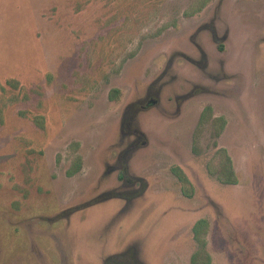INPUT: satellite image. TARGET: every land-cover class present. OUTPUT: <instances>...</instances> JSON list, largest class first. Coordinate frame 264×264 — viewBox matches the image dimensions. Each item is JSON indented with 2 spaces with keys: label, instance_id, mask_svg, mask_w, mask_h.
I'll return each mask as SVG.
<instances>
[{
  "label": "rangeland",
  "instance_id": "374dc122",
  "mask_svg": "<svg viewBox=\"0 0 264 264\" xmlns=\"http://www.w3.org/2000/svg\"><path fill=\"white\" fill-rule=\"evenodd\" d=\"M197 251L264 264V0H0V264Z\"/></svg>",
  "mask_w": 264,
  "mask_h": 264
},
{
  "label": "trees",
  "instance_id": "16d2710c",
  "mask_svg": "<svg viewBox=\"0 0 264 264\" xmlns=\"http://www.w3.org/2000/svg\"><path fill=\"white\" fill-rule=\"evenodd\" d=\"M75 171V170H74ZM74 171H70L68 173V175H72L74 173ZM223 173V172H222ZM181 176V175H180ZM178 176V179H181L182 181H187L184 177H180ZM219 181L223 184H235L236 183V179L234 178V174L232 172V170H230L229 166L227 167V169L224 171V174H222L219 177ZM207 222L205 220H199L193 227L192 229V233H193V238L196 242H198V244H200V247L203 249L205 248V240L204 237L200 238V233L202 232L203 234H205V232L207 231ZM198 251L197 254H193L190 260L191 264H197V257H198ZM205 261L207 264L210 259L208 257V255H205Z\"/></svg>",
  "mask_w": 264,
  "mask_h": 264
},
{
  "label": "crops",
  "instance_id": "0c3cea01",
  "mask_svg": "<svg viewBox=\"0 0 264 264\" xmlns=\"http://www.w3.org/2000/svg\"><path fill=\"white\" fill-rule=\"evenodd\" d=\"M233 166V165H232ZM233 169V168H232ZM234 174H235V172H234ZM235 178V177H234ZM237 179H239V178H236V183L235 184H223V183H221V182H219V183H217V185L219 186V187H223V188H225V189H227V188H229V189H232L233 190V192L234 193H236L237 195H241V194H243L245 191H241L240 189H239V187H240V184H239V182H237ZM251 179V178H250ZM211 197H212V199L214 200V201H216L215 203H217L218 205H220L221 207H225L221 202H219L220 200H218L217 198H215V197H213L212 196V194H211ZM242 197V196H241ZM224 211L227 213V216H229L230 217V215H228V212L226 211V209L224 208ZM197 219V218H196ZM198 219H202V218H198ZM197 219V220H198ZM197 222V221H196ZM196 222H194V224L196 223ZM208 222V221H207ZM194 224L192 225V227H191V231H192V229H193V227H194ZM209 224V223H208ZM236 224V223H235ZM238 227H239V229L238 230H240V226L238 225V224H236ZM191 236H192V239H194L193 238V233L191 232ZM209 244L207 243V250L209 251ZM177 253V252H176ZM209 253V255H210V258H211V253L210 252H208ZM191 258V257H190ZM164 259V258H163Z\"/></svg>",
  "mask_w": 264,
  "mask_h": 264
},
{
  "label": "flooded vegetation",
  "instance_id": "af4514ba",
  "mask_svg": "<svg viewBox=\"0 0 264 264\" xmlns=\"http://www.w3.org/2000/svg\"><path fill=\"white\" fill-rule=\"evenodd\" d=\"M218 49L222 50V49H221V47H219ZM224 77H225V76H224ZM181 168L183 169V167H182V166H180V170H181ZM122 175H123V174H122Z\"/></svg>",
  "mask_w": 264,
  "mask_h": 264
}]
</instances>
